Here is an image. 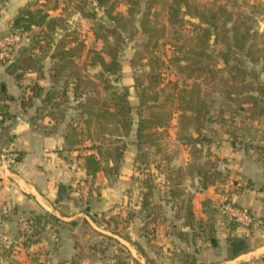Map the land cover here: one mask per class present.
<instances>
[{
  "label": "trees",
  "instance_id": "trees-1",
  "mask_svg": "<svg viewBox=\"0 0 264 264\" xmlns=\"http://www.w3.org/2000/svg\"><path fill=\"white\" fill-rule=\"evenodd\" d=\"M5 1L7 0H0V3ZM50 1L28 0L12 19V28L20 32H29L34 27H39L40 30L36 33L41 34L47 42L55 30L61 28L64 21L62 15L50 13V10L59 8L60 0H54L53 6L48 7L47 3ZM91 1L103 9L108 22L100 20L96 22L93 28L94 36L102 41L103 47L100 50L88 49L84 62L79 61L83 43L77 39L58 41L50 54L53 62L49 68L39 63L43 56L34 53L15 60L1 59L6 63L4 65L6 72L13 75L17 81L27 79L28 73L31 72L36 73L38 79L45 78L48 73L51 82L48 89L38 81L30 82L28 87L30 93L24 95V99L21 100L23 109L33 106L34 100L38 98L41 106L45 108L58 105L57 94L67 97V94L73 93V99L82 108L83 118L80 123L70 119L63 130L64 138L69 150L85 142L89 143L86 148L90 152L83 157L84 169L88 176L93 178L100 171L108 175H117L130 142L134 143L137 149L136 170L139 169L140 159L149 164L148 155L151 151L158 153L161 150L158 144L163 132L160 131L169 126L174 113L178 115V140L187 144L191 151H197L199 145L204 146L205 140L208 142L209 138L202 130L210 122L212 108L217 103L219 104L217 115L222 120H225L227 113L233 119L239 112H243L244 116L238 122L237 132H229L232 136V144L234 146L239 144L246 150H254L264 163V142H255L253 140L255 136L251 132L253 128L251 123L264 116L262 98L264 84L260 82L257 71L247 69L236 52L248 51V55L254 61L264 63V45L258 48V55L253 52L258 45L255 42V38L259 35L258 31H251L247 26L243 28L242 21L232 20V13L221 4L192 7L187 0H184L185 14L197 18L198 22L194 23L193 34L185 38L179 47V54L173 56L172 61L177 73L184 76L181 85L178 79L171 81L173 93L166 98L175 99L176 106L173 108V104L168 105L167 100H161L160 85L163 78L156 65L158 58L154 56L148 62L149 70L135 80L138 89L136 106L138 118L134 122L129 88L126 86L120 91L115 84L119 81L121 71L120 53L126 40L124 33L139 27L142 34L148 38L144 46H149V43L155 46L165 31V25L160 24L152 14L153 6L159 0H146V4L142 3L143 0H123L127 5L125 12L117 9L118 0ZM181 5L179 0H173L169 5L170 24L183 20L178 18ZM78 8L84 15L92 18L96 15L95 12L89 14L83 12V6ZM212 42L222 43L225 46V49L219 52L223 66L217 65L212 53L209 52ZM142 58L143 55H139V59ZM87 65L98 67L99 71L94 76L84 74ZM220 84H226V88L217 90ZM209 86L210 89L207 88ZM214 93L220 95L219 102L215 99ZM9 99L10 95L5 84L0 83V100L5 101L1 110L8 108L6 101ZM38 108V115L46 124L42 129L34 126L33 129L43 133L56 132L58 118L53 117L44 108ZM32 118L33 122L37 119L36 116ZM191 129L195 132H189ZM188 166L191 175L193 173L200 175L199 185L202 188L213 184L220 177L221 172L214 169L215 162L212 160L200 164L189 163ZM177 171L180 172L181 168L178 167ZM133 179H136V176ZM143 182L140 185L141 206L143 210H147L150 205L151 186L147 184V179ZM171 194L175 196L173 191ZM183 205L189 222L194 219L191 194L182 200Z\"/></svg>",
  "mask_w": 264,
  "mask_h": 264
},
{
  "label": "crops",
  "instance_id": "crops-1",
  "mask_svg": "<svg viewBox=\"0 0 264 264\" xmlns=\"http://www.w3.org/2000/svg\"><path fill=\"white\" fill-rule=\"evenodd\" d=\"M27 1L10 0V5L19 9ZM27 77L30 81H38L45 89L51 85L48 73L43 79H38L33 72ZM0 83L5 84L10 95L6 101L8 114H0V204L9 208L0 223V264L30 263L27 253L34 249L42 251L38 258L40 263L73 264L78 254L76 221L87 219L96 211L119 212L118 203L128 202L127 189L137 174L136 145L128 143L117 175L100 171L92 178L84 169L83 157L90 152L86 148L88 143L69 150L64 129L44 133L33 129L29 114L41 104L40 99L23 109L21 100L30 89L7 73L2 64ZM21 120L28 122L29 127L16 131ZM169 133L168 139L179 143L177 132ZM205 135L209 138L204 147L206 158L214 161V169L221 173L205 188L199 185L201 177L196 173L184 179V191H191L194 219L187 222V211L184 209V214L181 213L184 241L178 239L175 243L176 248L181 245L184 250L182 264H264V163L254 150H246L239 144L234 146L229 132H207ZM183 146L189 152L190 147ZM7 157H14V161L5 163ZM178 161V165L185 167L191 158L186 154ZM93 182L100 184V191L94 194L88 189L85 191ZM141 198L138 195L140 203ZM225 198L248 207L261 222L251 227L230 222L219 210ZM40 213L54 217L62 225L50 226L49 236L27 243L22 233L24 219ZM151 243L154 240L148 242ZM139 247L145 246L140 244ZM148 257L147 262L145 259L140 262L179 264L176 259H153L151 253Z\"/></svg>",
  "mask_w": 264,
  "mask_h": 264
},
{
  "label": "rangeland",
  "instance_id": "rangeland-1",
  "mask_svg": "<svg viewBox=\"0 0 264 264\" xmlns=\"http://www.w3.org/2000/svg\"><path fill=\"white\" fill-rule=\"evenodd\" d=\"M172 1L159 0L152 8L154 18L160 24L165 25V31L155 46L152 43H149L147 47L144 46L148 42V38L142 34L139 27L138 29L137 27L129 29L124 33L126 40L120 53L121 71L119 73V81L115 84L120 91H123L126 86L129 88V101L133 105L132 117L134 122L138 118L136 108L138 104V89L135 85V80L141 78L149 70L148 62L154 56L158 58L156 65H158V70L161 72L163 78V82L160 85L162 88L160 90L161 100H167V104H173V108L176 106L175 99L173 100L171 97L169 99L166 98L173 93L171 81L178 79L181 85L184 76L177 73L172 61L173 56L179 54L178 50L183 44L184 39L193 34L194 23H197L198 19L185 14L186 7L184 6V0H179L182 5L178 18H183V20L179 23L170 24L168 21V7ZM187 1L192 7L211 6L213 3L217 5L221 4L232 13V20L242 21L243 28L247 26L250 27L251 31H258L259 35L255 38V42L258 45L253 50L255 55H258V48L264 45V0ZM142 3L146 4V0H143ZM53 4L54 0H51L47 3V6L52 7ZM78 6H83V12H87L88 14L95 12V17L92 18L84 15ZM0 7V37L11 32H18L12 28V19L18 11L16 6L14 4L10 5V0H7L1 2ZM126 8L125 2L118 0L117 9L125 12ZM50 13L52 15L63 16L64 21L61 28H57L52 37H49L46 42L41 34L36 33L40 28L34 27L32 31L26 32V36L12 45L9 58L15 60L30 53L38 54L37 56H43L41 58L42 61L39 63L44 65L45 68H49L53 62L50 54H52L55 45L61 39H77L83 43L80 62H84L86 59L85 56L88 49H102L103 43L95 38L93 28L98 20L108 22V19L103 9L97 7L91 0H60L59 8L50 10ZM223 49H225V46L222 43L212 42L209 46V52L212 53L215 62L219 66H223L224 64L219 56L220 50ZM236 52L243 65L249 70L255 69L259 75L260 82L264 84V63L254 61L248 55V51L237 50ZM139 55H143V58L139 59ZM1 59L3 58L0 57V64L5 65L6 63H3ZM82 65L84 66V64ZM98 71V67L87 65L84 74L94 76ZM22 82L23 86L28 88L31 81L28 77L27 80H23ZM207 88L210 89L211 86ZM225 88L226 84H220L216 89ZM73 97V93L67 94V97L57 94L56 102L59 103L58 105H50L45 108V106L43 107L39 104L38 107L44 108L53 117L58 118L56 121L58 128L64 129L70 122V119H75L76 122L80 123L83 118L82 108ZM214 97L218 102L221 100L220 95L217 93H214ZM262 98L264 100V96ZM4 104L5 101L1 102L0 100V109ZM38 107L36 110L33 109L32 115L29 114V119L34 127H41L42 129V126L46 123L38 115ZM218 108V103L213 106L210 122L206 124V128L202 132L204 134H207V132H237L238 122L244 116L243 112H239L233 119L227 113L225 120H222L217 115ZM2 110H0L1 115H6V111L4 110H7L8 114V108H3ZM34 116L37 119L33 122L32 117ZM177 118V113H174L169 126L160 131L163 132L158 144L161 150L158 153H154V151L150 152V155H148L149 164L142 162L145 160L140 159L142 163H138L139 169L136 170V179H133L132 186L127 189L128 202L118 203L119 212L96 211L89 215L87 219L79 218L76 221L77 233L75 237L78 254L73 264H143L140 260L145 259L147 262L150 253L153 259H176L179 264L184 263V250L181 245L179 248H176L177 244L175 241L178 239H180L179 242L184 241V231L182 230L184 217L181 215V213L184 214V205L182 206V200L191 193V191L185 192L184 197V179L186 176H190L191 172L188 169V165L185 167L184 164L178 165V159L182 160L186 154L191 158L190 163L194 164H200L211 159L206 158V153H204V147H207L206 140L204 141V146L199 145L197 147V151L189 149L188 152L184 149L183 145H187L184 142L178 140V143L168 139L169 132H178ZM251 124L253 126L251 132L255 136L253 140L258 143L264 142V116ZM189 132L195 131L191 129ZM248 139L249 135L247 136ZM178 167L181 168L180 172L177 171ZM146 179L147 184L151 186V194L149 197V209L144 211L140 199L138 200V195H141V182ZM89 191L93 194L97 193L100 191V184L97 183L96 187H90ZM171 191L174 192L175 196L171 194ZM24 222L25 225L22 233L27 243H34L42 236H46L49 233L48 228L50 226L62 225V222H58L54 217L43 213L28 215L24 219ZM132 230H135L134 233ZM150 240H154V243L148 244ZM140 244H143L145 247L138 248ZM135 248L137 252H135ZM41 252L39 249L28 252L27 257L30 263L21 264H43L38 261ZM8 264H20V262H9Z\"/></svg>",
  "mask_w": 264,
  "mask_h": 264
},
{
  "label": "built area",
  "instance_id": "built-area-1",
  "mask_svg": "<svg viewBox=\"0 0 264 264\" xmlns=\"http://www.w3.org/2000/svg\"><path fill=\"white\" fill-rule=\"evenodd\" d=\"M26 32H11L0 37V57L9 58L12 45L17 43L22 37L26 36ZM14 157H7L5 163H11ZM98 182H93L92 187H96ZM90 187H86L85 191ZM220 212L230 221L246 227L257 226L261 220L248 207L241 206L229 198H225L219 204ZM9 213V208L6 205L0 204V223L3 218Z\"/></svg>",
  "mask_w": 264,
  "mask_h": 264
},
{
  "label": "water",
  "instance_id": "water-1",
  "mask_svg": "<svg viewBox=\"0 0 264 264\" xmlns=\"http://www.w3.org/2000/svg\"><path fill=\"white\" fill-rule=\"evenodd\" d=\"M28 127H29V123L24 121V120H21L19 125L16 127V131H20V130L26 129Z\"/></svg>",
  "mask_w": 264,
  "mask_h": 264
}]
</instances>
